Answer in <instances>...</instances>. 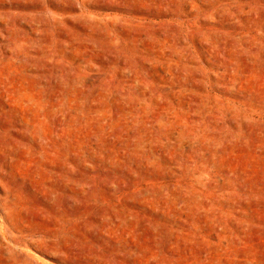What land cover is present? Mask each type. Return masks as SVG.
Returning a JSON list of instances; mask_svg holds the SVG:
<instances>
[{"label": "rangeland", "instance_id": "374dc122", "mask_svg": "<svg viewBox=\"0 0 264 264\" xmlns=\"http://www.w3.org/2000/svg\"><path fill=\"white\" fill-rule=\"evenodd\" d=\"M0 264H264V0H0Z\"/></svg>", "mask_w": 264, "mask_h": 264}]
</instances>
